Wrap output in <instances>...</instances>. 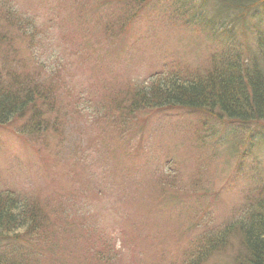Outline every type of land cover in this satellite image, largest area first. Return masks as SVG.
I'll list each match as a JSON object with an SVG mask.
<instances>
[{
  "label": "rangeland",
  "instance_id": "obj_1",
  "mask_svg": "<svg viewBox=\"0 0 264 264\" xmlns=\"http://www.w3.org/2000/svg\"><path fill=\"white\" fill-rule=\"evenodd\" d=\"M148 1L0 0V16L21 20L0 18V68L43 74L57 91L63 136L0 127V192L50 217L49 243L34 247L43 264H96L93 251H117L118 264H237L233 230L247 195L264 192V126L177 109L124 118L113 104L160 71L207 68L227 46L254 55L264 11Z\"/></svg>",
  "mask_w": 264,
  "mask_h": 264
},
{
  "label": "trees",
  "instance_id": "obj_2",
  "mask_svg": "<svg viewBox=\"0 0 264 264\" xmlns=\"http://www.w3.org/2000/svg\"><path fill=\"white\" fill-rule=\"evenodd\" d=\"M119 1L128 2L127 6L133 2L137 10L149 2ZM219 1L236 9L242 17L257 7L256 10L264 11V0ZM0 18L7 26L20 29L21 20L11 11H3ZM255 50L249 56L238 47L227 46L224 51L214 52L203 70L174 67L167 72L160 71L151 75L146 84L125 91L113 105L122 111L124 118L141 111L177 109L217 119L222 124L234 123L240 128L264 126V33L257 35ZM22 74L15 69L0 68V127H12L13 123L20 122L17 129L13 128L19 135H62V125L53 120L58 112L53 102L57 91H53L49 78L39 73ZM247 196L242 211L245 214L233 230L241 244L236 261L237 264H264V192ZM49 219L45 210L29 198L10 191L0 192V264H43L41 254L35 253L34 247L49 243L47 236L50 238L53 233ZM212 238L205 249L208 254L212 252ZM206 241L207 237L201 245ZM91 253L96 264H118L116 258L120 253L117 251L106 252V256L96 251Z\"/></svg>",
  "mask_w": 264,
  "mask_h": 264
}]
</instances>
